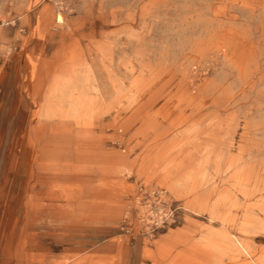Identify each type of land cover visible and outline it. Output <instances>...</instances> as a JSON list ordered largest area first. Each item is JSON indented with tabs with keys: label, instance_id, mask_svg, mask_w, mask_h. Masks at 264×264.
<instances>
[{
	"label": "bare ground",
	"instance_id": "1",
	"mask_svg": "<svg viewBox=\"0 0 264 264\" xmlns=\"http://www.w3.org/2000/svg\"><path fill=\"white\" fill-rule=\"evenodd\" d=\"M138 1V11L120 23L113 42L93 39L94 57L74 41L57 52L52 70L43 63L44 78L30 71L36 78L38 130L51 124L61 136L74 131L89 146L86 156L105 129L124 144L111 161L95 158L98 162L74 165L73 172L64 166L46 169L94 183V209L85 224L130 220L140 199L124 201L116 193L132 194L133 176L144 180L150 196L182 207L179 221L168 218L170 210L155 215L140 209L165 234L136 264H264V68L254 39L264 34V0H195L156 44L150 39L157 23L152 12L163 0ZM56 9L53 30L62 31L56 39L64 42L72 36L71 25L57 4ZM257 14L258 24L250 21ZM51 17L49 8L41 9L46 41L52 38ZM0 20L9 19L0 11ZM5 39L0 31V42ZM257 86L253 103H242ZM29 247L44 253L35 236ZM128 248L123 239L107 246L118 264H132ZM96 259L71 254L57 264L100 262Z\"/></svg>",
	"mask_w": 264,
	"mask_h": 264
},
{
	"label": "rangeland",
	"instance_id": "2",
	"mask_svg": "<svg viewBox=\"0 0 264 264\" xmlns=\"http://www.w3.org/2000/svg\"><path fill=\"white\" fill-rule=\"evenodd\" d=\"M0 1H2L1 14L9 19L7 22L0 20V31L6 35V39L0 42V241L3 237L5 247V251L0 250V264H40L32 263L31 259L38 260V258H30L27 251L31 236H35L40 242L44 248V255L49 259L61 261L67 255L64 251L75 247L79 256L90 255L100 260L96 264H118L117 256L107 249V246L113 245L117 239H123L129 247L128 250L131 251V263L136 264L146 248L152 247L157 236L165 234L159 231L160 226L157 222L148 221L145 218L149 213L145 215L140 212V209L145 211L149 209L150 213L155 215L170 210L168 218L174 216V220L179 221L183 215L182 207L173 203L172 199L169 200L168 205L157 194L150 196L145 190L144 180L133 176L128 179V184L133 190L132 194L116 193V196L124 201H132L134 196L140 199L139 207L133 211L130 220L123 223L124 225L114 220L85 224L91 221L89 214L94 209L93 199L96 193L91 190L94 183L89 182L88 179L78 181L66 176L58 177V174L53 173V169L46 168L50 166V168L59 169L64 166L63 168L68 170L72 168L70 171L73 172L74 165L79 163L113 160L123 153L124 144L118 141L110 129H105L98 133L101 136L95 139L98 143H92V149H89L92 156H86V149L89 146L81 144L82 142L76 139L74 131L69 136H61L54 133L55 126L51 124L38 130L39 123L33 121V113L36 110L33 91L37 75L41 74L43 78L47 75V71L43 69L44 62L47 63L46 68L52 70L57 52L67 49L74 41L78 42L86 53L90 51L91 56L94 57L93 39L108 37V40L113 42L121 28L120 23H124V19L135 15L138 11L139 1ZM196 2L195 0H163V5L152 12L153 19L157 21L150 37L154 44L167 27L178 23L184 16L182 8L185 5L197 4ZM56 4L64 11L66 20L71 25L72 36L68 35V39L64 42L56 39L62 37V31L53 30ZM42 8H49L52 12L49 26L52 38L49 37V41L44 39L48 31L42 32L39 28ZM239 15L244 18L243 13ZM250 21L258 24L260 16L258 14L253 16ZM263 35L259 32L254 36L258 46L257 53L261 58V68H264ZM40 59L41 62H39ZM116 62L115 55L113 65ZM30 71L37 72L35 79L31 78ZM260 88L257 86L253 93L246 94L241 102L253 103ZM108 122L109 119L105 121V124ZM132 133L133 131L124 136L125 141L131 138ZM63 152L66 153L62 154ZM101 157L105 159L101 160ZM28 163L30 172H26L24 166ZM101 195L104 196L103 193ZM24 208L30 209L32 215L23 217ZM62 208L79 213L81 225L62 228L61 223L51 221V215L39 214ZM201 220L206 221V219ZM165 221L166 219L163 223Z\"/></svg>",
	"mask_w": 264,
	"mask_h": 264
},
{
	"label": "crops",
	"instance_id": "3",
	"mask_svg": "<svg viewBox=\"0 0 264 264\" xmlns=\"http://www.w3.org/2000/svg\"><path fill=\"white\" fill-rule=\"evenodd\" d=\"M26 167L29 169L28 171L30 172V164L29 163L25 165V168ZM39 214L51 215V221L53 223H61L62 228L81 225V223L79 221L80 220L79 219V213H77L76 211L71 210V209H53V210L48 211L47 213H39ZM29 215H32L30 209L24 208L23 212H22V216L26 217ZM66 216H71L73 218L69 219V218H66ZM0 243H2V244H0V250L5 251V247L3 244L4 241H2ZM71 249H73L74 251H71ZM27 251H29V257L30 258L31 257L38 258V260L31 259L32 263H40V264H57V263H59V262L55 261V259H49L48 256H45L44 253H42L41 251L32 250L30 247L27 248ZM64 252L67 253V255H65L63 257V259L69 258V256L71 254H76V255L79 254V252L77 251V249L75 247L67 248V250Z\"/></svg>",
	"mask_w": 264,
	"mask_h": 264
}]
</instances>
